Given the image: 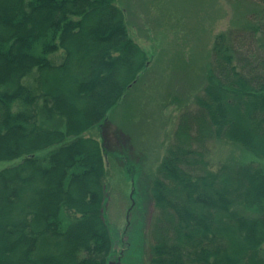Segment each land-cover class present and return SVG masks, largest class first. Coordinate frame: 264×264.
Wrapping results in <instances>:
<instances>
[{
	"label": "trees",
	"instance_id": "16d2710c",
	"mask_svg": "<svg viewBox=\"0 0 264 264\" xmlns=\"http://www.w3.org/2000/svg\"><path fill=\"white\" fill-rule=\"evenodd\" d=\"M249 1L248 27L216 38L205 89L178 117L150 188L148 264H264V0ZM117 3L0 0V162L14 163L0 171V264L115 260L104 129L149 61ZM40 112L63 128L41 127ZM216 140L255 160L214 170Z\"/></svg>",
	"mask_w": 264,
	"mask_h": 264
},
{
	"label": "rangeland",
	"instance_id": "374dc122",
	"mask_svg": "<svg viewBox=\"0 0 264 264\" xmlns=\"http://www.w3.org/2000/svg\"><path fill=\"white\" fill-rule=\"evenodd\" d=\"M240 2L118 0L130 38L149 60L104 129L108 149L113 152L106 159L105 214L113 231L115 260L121 257L123 264H148L151 257L148 230L155 212L150 188L178 117L185 109H194L196 97L205 89L216 38L248 27L249 11L257 8V4L249 0ZM63 57L59 49L48 59L60 63ZM36 79L37 72L33 71L23 82L32 90ZM13 107L18 111L25 106L15 102ZM35 108L42 109V103ZM38 116L39 125L45 129L64 126L58 117H48L44 112ZM88 136L99 137V132L84 134ZM210 147L214 170L255 160L236 144L216 140ZM261 163L264 167V161ZM13 164L0 162V171ZM61 216L64 225L74 219L66 211Z\"/></svg>",
	"mask_w": 264,
	"mask_h": 264
},
{
	"label": "water",
	"instance_id": "95a60500",
	"mask_svg": "<svg viewBox=\"0 0 264 264\" xmlns=\"http://www.w3.org/2000/svg\"><path fill=\"white\" fill-rule=\"evenodd\" d=\"M108 264H123V263H122L121 259L118 258V259L115 260V261H110Z\"/></svg>",
	"mask_w": 264,
	"mask_h": 264
}]
</instances>
